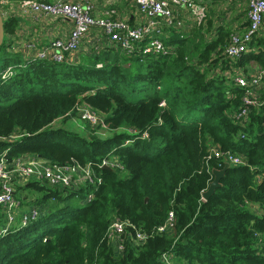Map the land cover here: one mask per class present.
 Returning a JSON list of instances; mask_svg holds the SVG:
<instances>
[{"label": "trees", "instance_id": "trees-1", "mask_svg": "<svg viewBox=\"0 0 264 264\" xmlns=\"http://www.w3.org/2000/svg\"><path fill=\"white\" fill-rule=\"evenodd\" d=\"M20 21L5 19L0 47V153L90 164L101 181L64 189L30 180L18 187L22 203L41 213L0 234V264H166L163 254L170 264H264V103L236 118L244 89L234 80L251 61L264 73L263 36L232 59L224 50L233 31L220 26L209 35V21L207 33L205 25L165 28L167 54L105 46L56 62L11 49ZM260 92L264 100V76ZM82 104L104 117L109 136L53 126ZM12 135L18 138L7 139ZM212 146L245 163L230 165L205 200L212 170L225 167L205 161ZM105 158L122 168L100 167ZM29 190L37 195L23 193ZM171 211L174 226L158 232ZM115 218L130 223L122 251L107 236ZM3 222L0 213V228ZM137 229L148 235L143 243Z\"/></svg>", "mask_w": 264, "mask_h": 264}, {"label": "built area", "instance_id": "built-area-1", "mask_svg": "<svg viewBox=\"0 0 264 264\" xmlns=\"http://www.w3.org/2000/svg\"><path fill=\"white\" fill-rule=\"evenodd\" d=\"M214 0H136L140 6L138 9L139 20L131 23L129 17L120 18L114 16L116 9L112 8L105 17L94 15V0H0V13L4 19L11 15H23L34 22L53 19H70V27L67 37H56L49 44L37 49L35 53L28 56L39 59H48L63 62L67 57L73 59L74 53L81 49L82 43L90 37L91 31L99 28L108 38L112 47L132 53L142 49L145 54L158 53L167 54L170 47L164 43L166 29L169 27L184 28L186 24L202 26L207 22L206 2ZM14 6H13V5ZM10 12L8 11V6ZM7 6V7H6ZM19 13V14H18ZM22 16V17H23ZM249 25L243 31H233L225 46L224 53L227 57L235 59L249 50V44L253 38L264 29V0H250L248 10ZM210 35V33H209ZM147 39V43L141 46V42ZM13 43V42H12ZM36 44H30L35 47ZM14 50V43L11 46ZM102 66V64H98ZM234 75L236 83L244 89L242 104L236 113V118H246L250 110L264 103L262 100V78L263 71L246 72L237 69ZM165 103L163 102L162 105ZM78 115L91 125H105L104 117L91 107L82 104L77 106ZM18 136H10L7 139L14 140ZM1 139V138H0ZM9 149L0 153V210L3 211L4 222L0 228V234L8 232L15 224L26 225L36 220L41 210L36 205L22 209V201L17 197L16 183L20 181L40 180L53 187L75 188L81 184L98 183L100 178L95 174L90 164L72 162L68 164H50L36 155H21L14 159L7 156ZM219 161V164L229 163L240 165L245 163L242 155L233 151H225L217 146H212L205 161ZM100 167L110 169H121L122 166L117 159L105 158ZM79 181V183H77ZM90 194L88 200H91ZM175 214L169 213L166 222L157 228L158 232H165L174 226ZM130 223L120 218H115L109 226L107 236L112 245L118 251L124 249L123 234ZM137 243L147 240V233L136 230ZM161 261L170 264L172 259L168 254H163Z\"/></svg>", "mask_w": 264, "mask_h": 264}, {"label": "crops", "instance_id": "crops-1", "mask_svg": "<svg viewBox=\"0 0 264 264\" xmlns=\"http://www.w3.org/2000/svg\"><path fill=\"white\" fill-rule=\"evenodd\" d=\"M73 1H84V0H73ZM95 9L94 15L96 17H105L107 12L114 8L116 9V14L114 16L120 18L129 17L131 23H137L139 20L138 16V6L136 0H94ZM250 0H214L206 2L207 9V22L204 27L205 33L208 32V27L214 26V29L210 34H215L216 29L220 26L228 28L232 31H243L247 29L249 25L248 10H249ZM13 5V4H12ZM8 6V5H7ZM6 6V7H7ZM14 6V5H13ZM8 11L10 8L8 6ZM19 14V13H18ZM20 14V23L17 30L14 33L13 43L16 49L20 50L22 53L29 55L35 53L37 49L43 48L48 45L50 40L56 37H67L70 27L72 26V21L70 19H53L47 21L34 22L30 18H26ZM211 28V26H210ZM90 35H94L95 38H87L81 46V49L74 53V59L79 58L78 56L85 52L96 51V47L103 48L105 46H110L108 38L99 28L93 29ZM263 36L264 29L257 34L255 37ZM254 39V38H253ZM36 44L35 47H30V44ZM248 69V70H247ZM246 71L255 72L260 70L257 63L251 61L247 64ZM31 205L28 203H22V209L26 210L30 208ZM3 214V211L0 210Z\"/></svg>", "mask_w": 264, "mask_h": 264}, {"label": "rangeland", "instance_id": "rangeland-1", "mask_svg": "<svg viewBox=\"0 0 264 264\" xmlns=\"http://www.w3.org/2000/svg\"><path fill=\"white\" fill-rule=\"evenodd\" d=\"M57 20H59V19H57ZM199 31L200 30L196 29L193 33L197 34ZM193 33H191V36L193 35ZM203 40H205V39L201 35L200 39L197 37L194 41H195V43L199 42L197 45L199 47V46H202ZM109 45L111 46V44H109ZM11 49L14 50L13 48H11ZM103 49L104 48H102V47L101 48H98V46L96 47V51H101ZM195 54H198V52H196ZM226 73L230 76L235 74V73H232L231 70L227 71ZM53 126L54 127H65L71 131L80 133L84 136H87L90 133V131H93V129H94V133L98 134L100 137H107L112 133L111 131H108L106 129V127H105L106 124L103 125L102 127L99 125H91L87 121L82 119L78 114L75 116H72L70 119H68L66 121L59 119L56 122H54ZM122 175H125V174L122 172ZM77 183H79V181H77ZM23 184H24V181H20L19 183H16V186L20 187ZM23 193L29 194V195H31V194L37 195L36 191H30V190L27 192L25 191Z\"/></svg>", "mask_w": 264, "mask_h": 264}, {"label": "water", "instance_id": "water-1", "mask_svg": "<svg viewBox=\"0 0 264 264\" xmlns=\"http://www.w3.org/2000/svg\"><path fill=\"white\" fill-rule=\"evenodd\" d=\"M137 6L139 7L140 5L137 4ZM4 23H5V19L2 16V14L0 13V47L3 45L4 39H5ZM228 167H230V164L225 163L224 169H216L215 168L212 170V172L214 174V179L210 182L208 189L203 192V198L205 200H207L214 193V191L219 186H221V178L224 176L225 171ZM105 168L110 169L109 167H105Z\"/></svg>", "mask_w": 264, "mask_h": 264}]
</instances>
